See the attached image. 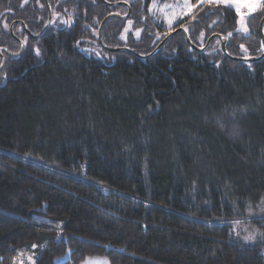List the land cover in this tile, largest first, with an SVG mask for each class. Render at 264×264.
<instances>
[{"label": "trees", "instance_id": "trees-1", "mask_svg": "<svg viewBox=\"0 0 264 264\" xmlns=\"http://www.w3.org/2000/svg\"><path fill=\"white\" fill-rule=\"evenodd\" d=\"M103 1L47 0L35 39L44 1L0 0V264H264V58L195 50L258 58L264 1L246 34L228 6ZM179 28L195 49L106 50Z\"/></svg>", "mask_w": 264, "mask_h": 264}, {"label": "rangeland", "instance_id": "rangeland-1", "mask_svg": "<svg viewBox=\"0 0 264 264\" xmlns=\"http://www.w3.org/2000/svg\"><path fill=\"white\" fill-rule=\"evenodd\" d=\"M201 1L209 2V0H201ZM263 1L264 0H230L227 6L232 8L237 15L238 32L242 34L247 33V31H245V29H247V19L255 12V10H257L262 5ZM210 3L214 5L226 6L223 2H218V0H212V2ZM153 4H161L158 7H156V10L159 12V16L157 17V19H159L165 25L175 24L179 18L188 15L191 9L189 0H176L174 2H159L154 0L153 3L151 4V7L153 6ZM248 5H252V7H249ZM263 34H264V26H263ZM0 56L3 57L1 55V51H0ZM83 264H107V262L104 259L97 258V259H88Z\"/></svg>", "mask_w": 264, "mask_h": 264}, {"label": "water", "instance_id": "water-1", "mask_svg": "<svg viewBox=\"0 0 264 264\" xmlns=\"http://www.w3.org/2000/svg\"><path fill=\"white\" fill-rule=\"evenodd\" d=\"M43 1H44V3H45L46 9H47V21H46L45 25L43 26L42 30L40 31V33H39L37 36H35V37L32 36V38H35V39L40 38V37L44 34L45 30L47 29V27L49 26V24H50V22H51V15H52V14H51V9H50V7L48 6L47 0H43ZM99 1L102 2V3H104V4H106V5H108L109 7H114V6H115V4H114V5H113V4H108V3H106V2L103 1V0H99ZM120 4L127 6L125 3H119V5H120ZM128 15H129V12H128V14H126V16H124V17H120L118 14H110V15H108V16L102 21V23L100 24V26H99V28H98V34H97V37H98V41H99V43H101V39H100L101 28H102L104 22H105L108 18H110V17H118V18H121V19H126ZM22 25H23V24H22ZM263 26H264V16L261 18V20L259 21V24H258V35H259V38H260V41H261V43H262V47H263V53H262L258 58H243V59H236V58H232V57L228 56L227 53H226V51H225L226 39H225L224 37H222V36H219V35H212V36H210V37L207 39L206 44H205V46H204L202 49H197V48L195 49V47H194V46L190 43V41H189V38H188V35H187L186 30L183 29V28H179V29L175 30L174 32H172V33H171L170 35H168L167 37H165V38L163 39V41L160 42V43L158 44V46H157V47H156V48H155L150 54H148V55H146V56L136 55V54H134L131 50H129V49H125V48H120V49H107V48H106V50H107V51H111V52H125V53H127V54H129V55H131V56H134V57L138 58V59L146 60V59H149V58H151L152 56H154V55L158 52V50L163 46V44H164V43H165V42H166L171 36H173L174 34H176V33L178 32V33H181V34L184 36L186 43H187L190 47H192L193 49H195V50L198 51V52H203V51H205L206 48L208 47L210 41L216 38V39H218V40L220 41V49H221L222 53H223L225 56H227L230 60L239 61V62H245V63H252V62L254 63V62H259L260 60H262V59L264 58V34H263ZM23 27H24V25H23ZM24 30H25V28H24ZM25 31H26V30H25ZM10 32H11V28H10ZM26 34H27V36L31 37L30 34H29L27 31H26ZM4 50H5V49H0L1 52H4ZM22 51H23V43L20 41V52H19L18 54L13 55V56H14V57L19 56L20 54H22ZM3 64H4V59L2 58V65H1V68H2Z\"/></svg>", "mask_w": 264, "mask_h": 264}, {"label": "snow or ice", "instance_id": "snow-or-ice-1", "mask_svg": "<svg viewBox=\"0 0 264 264\" xmlns=\"http://www.w3.org/2000/svg\"><path fill=\"white\" fill-rule=\"evenodd\" d=\"M209 2H212V0H209ZM218 2H223L226 6L229 4L230 0H218ZM249 7H252V5H248ZM245 31H247V29H245ZM246 240H251L253 239L252 236H247L245 237ZM35 247V245L33 246Z\"/></svg>", "mask_w": 264, "mask_h": 264}]
</instances>
